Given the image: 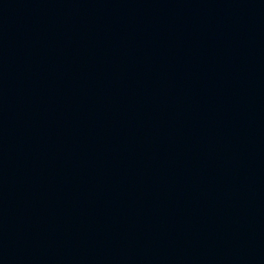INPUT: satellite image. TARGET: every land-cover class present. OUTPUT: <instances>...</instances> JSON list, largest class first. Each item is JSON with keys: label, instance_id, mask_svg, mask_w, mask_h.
<instances>
[{"label": "water", "instance_id": "1", "mask_svg": "<svg viewBox=\"0 0 264 264\" xmlns=\"http://www.w3.org/2000/svg\"><path fill=\"white\" fill-rule=\"evenodd\" d=\"M0 264H264V0H0Z\"/></svg>", "mask_w": 264, "mask_h": 264}]
</instances>
